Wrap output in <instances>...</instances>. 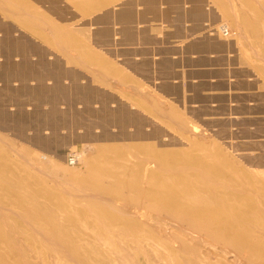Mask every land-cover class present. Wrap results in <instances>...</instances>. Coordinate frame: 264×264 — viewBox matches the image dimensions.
<instances>
[{
    "label": "rangeland",
    "instance_id": "374dc122",
    "mask_svg": "<svg viewBox=\"0 0 264 264\" xmlns=\"http://www.w3.org/2000/svg\"><path fill=\"white\" fill-rule=\"evenodd\" d=\"M65 1L73 7V1ZM207 6L219 20L221 37L237 41L247 58L264 69V0H209ZM2 8L9 12L0 11V158L10 167V179L24 187L21 199L31 202L28 208L46 205L50 220L63 225L76 241L79 236L89 239L73 226L85 220L108 232L121 229L124 222L141 221L155 233V222L163 224V219L200 229L196 221L167 214L139 193L156 189L154 182L168 178L173 184L162 190L206 188L216 201L224 197L229 213L249 217L243 223L247 230L264 232V156L255 157L259 151L251 153L253 159L242 156L233 144L180 122L178 115L165 114L163 104L143 110L144 99L117 91L115 84L90 87L75 82L83 76H97L99 69L71 65L94 56L91 51L67 49L69 39H77L82 48L90 37L83 33L76 34L77 38L68 36L80 30L76 26L81 22L68 25L74 16L58 0H0ZM52 9L65 18H53ZM225 29L228 37L223 35ZM133 107L145 114H134ZM74 157L78 161L71 165ZM0 187L8 188L1 182ZM7 209L0 206V250L7 260L54 264L55 244L50 239L54 224L45 217L40 222L31 219L32 210ZM169 236L180 240L176 234ZM160 239L162 254L164 248L179 246L166 237ZM137 241L144 246L156 243L144 236ZM206 243L212 247L192 246L201 255L213 250V245L225 248L223 242ZM101 248L91 259L113 264L114 256L105 246ZM234 254L241 261L230 260V264H264L263 258L250 260L251 254ZM76 256L74 252L62 256L60 264H82Z\"/></svg>",
    "mask_w": 264,
    "mask_h": 264
},
{
    "label": "crops",
    "instance_id": "0c3cea01",
    "mask_svg": "<svg viewBox=\"0 0 264 264\" xmlns=\"http://www.w3.org/2000/svg\"><path fill=\"white\" fill-rule=\"evenodd\" d=\"M58 1L74 16L68 25L81 22L76 27L83 32L68 36L90 37L82 48L69 39L67 49L94 56L71 65L99 69L75 82L115 84L144 99L143 110L163 104L165 114L234 145L242 156L256 150L255 157L264 156V69L237 41L221 37L209 0H69L73 7ZM143 110L133 107L134 114Z\"/></svg>",
    "mask_w": 264,
    "mask_h": 264
},
{
    "label": "bare ground",
    "instance_id": "6f19581e",
    "mask_svg": "<svg viewBox=\"0 0 264 264\" xmlns=\"http://www.w3.org/2000/svg\"><path fill=\"white\" fill-rule=\"evenodd\" d=\"M0 11L4 15H7L9 12L8 9L5 10L4 8L0 9ZM31 25L34 27V23ZM225 31L229 30L225 29L223 33ZM5 163L6 159L4 157L0 158V182L8 187H0V206H8L9 209L6 211H11V209L15 208L32 210L35 212H33L34 214L30 212L31 219L44 221L45 217V220L51 221L48 223L54 224L52 237H50L55 244L53 249V252L56 254L54 264H60L62 256L65 257V255L67 256L72 252L77 255L78 261L82 264H99L98 260H92L91 257L102 252L101 246H105L108 253L111 254L110 256H114L112 258L113 264H155L153 259H156V262L158 260L169 264H230V260L234 262L241 261L240 258V260L238 259V255L234 253L239 255L243 253L251 254L254 258L250 257V260L256 258H263L264 260V232L258 228L247 230L243 223L247 222L249 217H238L235 213L237 211L229 213L225 207L224 197H221V200L217 198L218 201H216L214 196L207 195L208 191L206 188L201 187L199 188L200 191H197L196 188L192 187L189 190L181 192L162 190L165 186L173 184L168 178L163 181L154 182L152 187L156 189H149L147 192L139 193L148 198L149 202L159 205L158 209L163 210L167 214L184 216L190 222L196 221L197 223L195 224L200 226V229L193 225L187 226L184 222H167V220L163 219V224L162 222L161 224L155 222L154 227L157 225L155 233L151 230L148 231L147 226L141 221H133L130 224L124 222L120 227L121 229L115 230L112 228L108 232V229L102 230L98 228L97 224L93 222L88 223L85 220L83 223H77L73 226L86 233L89 239H81L79 236L77 237L79 240L76 241L73 235L69 236L66 233L63 225L50 220L47 215L48 207L46 205L35 210L28 208L31 202L28 203L24 199H21V196L26 194L24 187L21 183H14L10 179L7 173L10 167L6 166ZM221 211L228 214L224 213V216H220L218 212ZM136 215L144 218V215H140V213H136ZM226 219L229 222H225ZM160 221L162 220L160 219ZM258 232L260 233V237L252 238V235L258 234ZM172 234H176L180 240H173L174 238L172 239L169 236H172ZM139 236L150 237L156 243L149 242L144 246L137 241ZM160 237H166L169 241L178 243L179 246L164 248V254H162L158 243L161 242ZM205 241L213 243L223 242L225 248L220 250L213 245V250L208 249L210 250L209 253L201 255L193 248L192 244L196 243L206 248L209 243ZM44 243L43 241L41 242V250L46 248ZM5 254L4 251L0 250V264H11V261L7 260ZM39 254L43 256V252ZM222 261L227 263H222ZM233 261L232 263H234ZM42 262L43 264H48L45 260Z\"/></svg>",
    "mask_w": 264,
    "mask_h": 264
},
{
    "label": "built area",
    "instance_id": "2783aa9c",
    "mask_svg": "<svg viewBox=\"0 0 264 264\" xmlns=\"http://www.w3.org/2000/svg\"><path fill=\"white\" fill-rule=\"evenodd\" d=\"M223 35H224L225 37H228V36L230 35V33H229V31H225V32L223 33ZM77 161H78V159H77L76 157H74V158H72V159L70 160V163H71V165H74Z\"/></svg>",
    "mask_w": 264,
    "mask_h": 264
}]
</instances>
